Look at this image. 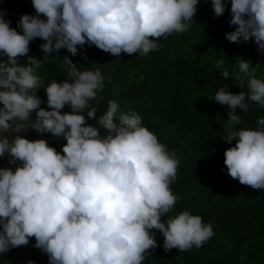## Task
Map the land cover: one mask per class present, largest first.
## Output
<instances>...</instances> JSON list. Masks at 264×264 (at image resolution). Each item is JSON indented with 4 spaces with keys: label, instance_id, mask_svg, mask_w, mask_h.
I'll return each mask as SVG.
<instances>
[{
    "label": "clouds",
    "instance_id": "1",
    "mask_svg": "<svg viewBox=\"0 0 264 264\" xmlns=\"http://www.w3.org/2000/svg\"><path fill=\"white\" fill-rule=\"evenodd\" d=\"M198 3L32 0L35 15L22 14L16 28L0 10V158L7 154L10 165L0 167V254L26 246L34 237V247L47 255L49 264H143L158 246L152 229L163 235L165 253L200 248L215 235L211 223L187 210L162 219L179 199L170 186L180 161L144 126L138 112L117 116L119 105L109 100L106 112L97 117L98 108L90 101L104 87L99 68L80 70L63 56L68 79L53 80L44 89L46 108L37 95L42 80L36 69L50 53L64 48L75 56L78 46L87 44L114 57L145 56L159 50L160 38L187 32ZM211 4L216 17L224 14L225 0ZM230 13L229 24L235 28L225 33L226 39L254 41L264 54V0H230ZM36 38L43 41V60L28 55ZM21 57L27 63H20ZM224 64L220 60L216 68L227 80ZM252 66L251 60L240 59L231 76L241 89L246 83L247 92L234 94L225 84L214 101L228 107L229 126L222 138L236 141L224 152L227 174L260 190L264 117L258 118L256 129L233 127L241 124L237 109L247 113L250 103L264 108V79L256 78ZM65 105L71 111L62 112ZM29 128L41 137L63 138L62 152L45 138L22 135Z\"/></svg>",
    "mask_w": 264,
    "mask_h": 264
},
{
    "label": "trees",
    "instance_id": "2",
    "mask_svg": "<svg viewBox=\"0 0 264 264\" xmlns=\"http://www.w3.org/2000/svg\"><path fill=\"white\" fill-rule=\"evenodd\" d=\"M225 3L224 14L216 17L211 0H199L188 31L160 38L159 50L145 56L121 53L114 57L86 44L78 46L75 56L64 48L50 53L48 61L36 69L42 80L37 95L44 101L41 107L46 108L44 89L53 80L68 79L63 56H68L80 70L99 68L104 87L90 101L91 107L98 108L97 117L106 112L108 101L114 100L119 105L117 116L138 112L144 126L169 151H175L180 164L177 179L170 187L179 199L162 219L187 210L200 215L204 223H211L215 235L200 248L184 252L173 248L165 253L163 235L152 229L158 246L143 264H264V189L253 190L227 174L224 152L236 141L227 143L222 138L229 126L228 107L214 101L215 93L225 84L234 94L247 92L246 83L241 89L236 85L239 81L231 77L238 72L240 59L251 60L256 78L264 79V54L258 53L254 41L233 43L226 39L225 33L235 26L229 24L230 0ZM0 10L13 28L22 14L35 15L32 0H0ZM42 43L39 38L30 41L28 55L43 60ZM220 60L225 61L224 68L230 73L227 80L216 68ZM19 62L27 63V57H21ZM61 111L71 109L65 105ZM237 111L241 117V124L233 126L237 128L256 129L258 118L264 117V108L255 103H250L247 113ZM87 123L94 125L95 120L88 119ZM100 131L103 134L105 130ZM22 135L28 139L45 138L60 152L66 143L49 133L41 137L31 128ZM34 245L32 237L28 245L0 254V264H49L47 255Z\"/></svg>",
    "mask_w": 264,
    "mask_h": 264
},
{
    "label": "rangeland",
    "instance_id": "3",
    "mask_svg": "<svg viewBox=\"0 0 264 264\" xmlns=\"http://www.w3.org/2000/svg\"><path fill=\"white\" fill-rule=\"evenodd\" d=\"M10 165L8 164V156L7 154H5L4 157L0 158V167H9ZM11 167H15V166H11Z\"/></svg>",
    "mask_w": 264,
    "mask_h": 264
}]
</instances>
